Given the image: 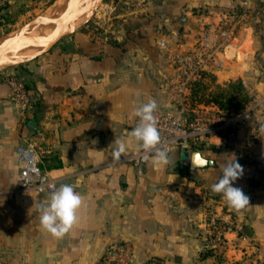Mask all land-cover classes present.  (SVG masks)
I'll return each mask as SVG.
<instances>
[{"label": "crops", "instance_id": "1", "mask_svg": "<svg viewBox=\"0 0 264 264\" xmlns=\"http://www.w3.org/2000/svg\"><path fill=\"white\" fill-rule=\"evenodd\" d=\"M238 1L159 0L147 7L136 31L118 32L115 45L90 44L82 32L64 37L23 66L32 97L26 113L13 102L7 79H0V203L15 211L10 215L0 208V239L8 245L0 264H98L107 248L121 242L132 246L133 264H197L207 248L203 218L210 205L233 215L248 237L242 242L231 236L226 263L264 264V186L256 168L264 159V132L259 138L256 132L264 106L239 129L232 149L213 146L202 153L214 166L191 171L181 161V149L169 153L167 165L150 160L138 169L128 160L140 147L127 135L138 123L133 110L152 99L172 108L167 94L172 57L192 47L203 29L199 13L191 10L208 3L228 9ZM242 29L233 57L211 73L214 80H205L209 91L237 80L251 93L264 89L253 72L259 43L251 26ZM115 139L126 144L119 161L112 157ZM28 144L37 147L56 188L71 185L83 197L77 222L62 238L40 224L39 206L47 204L50 193L17 192L19 149ZM234 159L244 172L233 186L249 197L240 211L211 191ZM189 188L199 200L185 194Z\"/></svg>", "mask_w": 264, "mask_h": 264}, {"label": "built area", "instance_id": "2", "mask_svg": "<svg viewBox=\"0 0 264 264\" xmlns=\"http://www.w3.org/2000/svg\"><path fill=\"white\" fill-rule=\"evenodd\" d=\"M245 2L244 5H246ZM235 14V13H234ZM236 15V14H235ZM237 17V15L235 16ZM240 27L204 28L197 35L192 47L177 50L173 57V72L167 89L168 101L172 108L165 109L158 105L155 115L161 143L158 145L167 151L191 147V152H205L213 146L232 149L239 129L245 122L253 118L259 111L262 102L255 100L244 110L231 115L225 114L215 107L199 106L190 108V88L203 72L214 73L224 69L228 48L234 46ZM166 48V41L160 43ZM7 82L11 88V98L26 113L32 104L31 93L26 84L15 76H10ZM257 127V138L264 132V121ZM217 139L219 143H215ZM144 151L140 147L133 150L128 160L138 169H142L150 160L143 159ZM21 168L20 183L17 190L21 196L32 193H51L56 188V179L42 170V156L34 144H28L19 149ZM257 176L264 186V159L257 164ZM185 194L199 200L195 189H186ZM204 225L207 229V248L214 250L219 256L225 254V249L235 236L242 242L248 237L245 227L233 215L210 205L206 208ZM133 248L126 242L116 243L105 250L98 264H133ZM157 263V262H156Z\"/></svg>", "mask_w": 264, "mask_h": 264}, {"label": "rangeland", "instance_id": "3", "mask_svg": "<svg viewBox=\"0 0 264 264\" xmlns=\"http://www.w3.org/2000/svg\"><path fill=\"white\" fill-rule=\"evenodd\" d=\"M56 2L57 0H0V37L24 35L27 26L33 24L42 17L45 18L41 19L44 21L50 19H46V13ZM101 2V5H97V0H93L88 18L76 29V32H82L87 36L88 43L97 46L104 45L105 43L115 45L119 31H136V29H134L136 26L135 24L140 23L144 18V14L148 12L147 7L149 8L150 5H157L159 0H101ZM245 2H247L246 5H244ZM84 9L85 7H83L82 10ZM191 11V13L195 15H197V12L199 13L202 25L200 28L203 29L240 27L237 32V39L234 41V46L228 48L225 56L226 62L233 57L232 50L240 43L242 28L251 26L254 33L252 34L257 43H259V51L256 55V61L254 62L255 70L253 72L255 77L264 83V57H262L264 55V0H239L236 6L228 9H224L217 4L208 3L196 7V9ZM234 13L237 17H235L236 15ZM41 20L38 22L40 23ZM190 24L188 23L189 27L191 26ZM33 26L34 25L31 27ZM201 31L198 32V34L201 33ZM72 35L73 34H70L65 37ZM43 50L44 49L40 52ZM46 52L47 51H45V53ZM43 54L44 53H42V55ZM34 60L22 63L14 62L0 66V79H8L10 76H15V78L17 77L22 80L29 89V83L26 80L27 74L23 70V66L30 64ZM248 94L251 100L250 103L258 100L262 102V106H264V89L252 93L248 90ZM262 106L259 110L263 108ZM258 181L262 185L260 179H258ZM2 239L3 238L0 239V244H2L1 247L5 253H1L0 255L6 258L8 253L7 249L4 247L8 246L7 240L6 243L3 244ZM207 250L210 249L206 248L203 251V254L199 258L200 262L197 264H227L225 254L222 256L216 254L206 260H202V256L208 252ZM156 262L160 264L158 260ZM164 264H166V262Z\"/></svg>", "mask_w": 264, "mask_h": 264}, {"label": "clouds", "instance_id": "4", "mask_svg": "<svg viewBox=\"0 0 264 264\" xmlns=\"http://www.w3.org/2000/svg\"><path fill=\"white\" fill-rule=\"evenodd\" d=\"M158 109L157 102L152 99L133 110L132 115L138 118V123L127 135L134 138L144 151L143 159L151 160L153 164L167 165L170 163L166 150L159 148L161 136L158 129V120L155 115ZM112 157L119 161L126 152V144L115 139L111 144ZM243 167L234 159L222 168V174L211 185V191L220 194L227 206L240 211L249 205V197L242 188L235 187L234 182L243 175ZM83 197L71 185H61L49 195L46 205H40L39 220L42 228L56 238H62L77 222V212L82 206Z\"/></svg>", "mask_w": 264, "mask_h": 264}, {"label": "water", "instance_id": "5", "mask_svg": "<svg viewBox=\"0 0 264 264\" xmlns=\"http://www.w3.org/2000/svg\"><path fill=\"white\" fill-rule=\"evenodd\" d=\"M70 3L71 4L68 10L66 11V13L58 20L59 28L55 36L51 38H43V37L27 35L28 28L31 25L37 23L39 20L44 19V17H42L38 21L27 26L25 28L24 35L15 36L10 42V44L4 50H2V52L0 53V66L14 62L18 63V61L12 62L10 61L9 58L6 57V55L10 52L15 53V51H17L18 53L22 48H26L29 46H38L44 49L42 52L37 53L35 56H33L28 60L19 61V63L28 62L36 59L37 57L40 56V54L42 55V53H45V51H48L49 49L54 47L65 36L74 34L76 32V29L79 27L76 26L78 20L82 18L86 13H90L93 0H72V2ZM101 4H102L101 0H97V5H101ZM83 7H85L84 10H82ZM181 161L184 165L188 166L191 171H195V169H203L215 165L212 160L206 158L201 152L198 151L191 152L190 146H186L182 149ZM0 208L7 214L13 215L15 213V211L11 207H9L7 203H0ZM166 264H178V263L166 262Z\"/></svg>", "mask_w": 264, "mask_h": 264}, {"label": "trees", "instance_id": "6", "mask_svg": "<svg viewBox=\"0 0 264 264\" xmlns=\"http://www.w3.org/2000/svg\"><path fill=\"white\" fill-rule=\"evenodd\" d=\"M214 80L213 75L209 72H203L200 77L195 80L190 88V108L199 106L215 107L225 114L231 115L239 113L250 103V96L245 83L242 80L228 83L226 86H218L215 91H209V87L205 84V80ZM42 170H45L43 164ZM208 252L202 256V260H206L211 256L216 255L214 250H207ZM157 260H152L150 264L156 263ZM160 264L165 261L158 260Z\"/></svg>", "mask_w": 264, "mask_h": 264}, {"label": "bare ground", "instance_id": "7", "mask_svg": "<svg viewBox=\"0 0 264 264\" xmlns=\"http://www.w3.org/2000/svg\"><path fill=\"white\" fill-rule=\"evenodd\" d=\"M70 2L72 0H57V2L51 6L46 13V21L41 20L40 23L37 22L33 24V27H29L27 30V35L36 36V37H43V38H50L51 36H55L58 32V20L66 13L70 6ZM89 13H86L82 18L78 20L76 26H81L83 22L88 18ZM45 19V18H44ZM32 28V29H30ZM57 28V29H56ZM15 37V36H14ZM11 35L4 36L0 38V53L4 50L14 38ZM43 48L38 46H29L26 48H22L20 52L17 51L10 52L6 55L10 61H23L29 58H32L37 53H39Z\"/></svg>", "mask_w": 264, "mask_h": 264}]
</instances>
